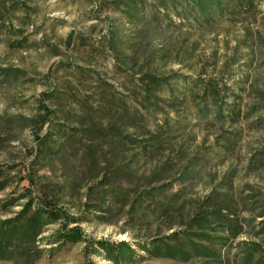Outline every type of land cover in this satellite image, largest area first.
I'll return each instance as SVG.
<instances>
[{
    "label": "rangeland",
    "instance_id": "1",
    "mask_svg": "<svg viewBox=\"0 0 264 264\" xmlns=\"http://www.w3.org/2000/svg\"><path fill=\"white\" fill-rule=\"evenodd\" d=\"M126 1L0 0V68L22 71L0 76V171L9 178L0 219L20 209L28 197L5 201L27 193L32 175L70 214H85L80 226L89 238L125 241L137 254L112 262L66 244L35 264H178L136 242L181 229V220L221 199L238 218L255 219L237 240L264 245L254 233L264 219L256 217L264 204V0H231L230 13L210 27L150 1L135 9ZM144 74L172 76L176 96L184 77L226 84L237 119L200 118L189 103L145 110L136 99ZM39 102L52 114L37 141L35 127L14 126L20 116H43ZM123 108L134 125L117 119ZM144 131L169 138L168 148L143 152L119 140Z\"/></svg>",
    "mask_w": 264,
    "mask_h": 264
},
{
    "label": "trees",
    "instance_id": "2",
    "mask_svg": "<svg viewBox=\"0 0 264 264\" xmlns=\"http://www.w3.org/2000/svg\"><path fill=\"white\" fill-rule=\"evenodd\" d=\"M140 1H150L156 9L171 11L173 16L180 20L192 19L194 23L210 27L217 18L230 11L231 0H127L131 9H135ZM156 3V4H155ZM144 8L143 4L141 6ZM230 13V12H229ZM189 23V22H188ZM22 73L19 69L0 68V76L6 79L11 74ZM176 76V75H175ZM141 92L138 93L139 105L147 110L152 108L160 111L166 107L173 108L176 104L186 107L191 104L197 108V115L205 118L210 114L219 120L237 119V110L233 104H228L226 97L229 86L217 82L197 81L182 78L180 93L177 96L171 77H155L144 74L140 78ZM168 88V98L164 99L160 93ZM107 107V106H106ZM39 109L43 116L30 118L20 116V122H15L14 131L23 128H36L33 137L41 140L38 134L52 112L39 102ZM109 109L118 108L109 106ZM128 108H123L118 120L125 116L127 126L134 125L137 120L134 115L128 114ZM135 114V111L134 113ZM142 128V127H140ZM139 129V127H137ZM138 136L123 135L119 137L121 143L133 147H140L143 152L149 149L164 150L168 148L167 137L158 133ZM1 126H0V135ZM33 155L32 164L38 163L40 155ZM8 176L0 171V192L9 186ZM29 187L27 193L20 194L5 201V206H15L21 199L27 198L20 209L12 215L0 219V261L14 264H35L41 258H50L58 253L66 244H80L86 255H97L112 262L134 261L135 251L128 242H108L89 238L82 230L81 223L87 220L85 214H70L62 204L56 200V195L47 188L36 184L34 176L27 177ZM171 184V183H170ZM163 190V186L151 188V193ZM151 194H142L148 198ZM208 207H199L195 215L188 220H181L179 230L169 235L156 238L147 243L136 242L139 250H144L153 257L175 261L178 264H264V245L260 242L237 240L246 233V228L254 229V221L248 218L240 219L235 215V207L225 203L223 199L209 202ZM256 217H264V204L257 208ZM96 210V209H95ZM249 210H252L249 208ZM104 212L102 210H96ZM102 216V215H101ZM254 233L264 235V219ZM245 228V229H244ZM139 256V255H138Z\"/></svg>",
    "mask_w": 264,
    "mask_h": 264
}]
</instances>
